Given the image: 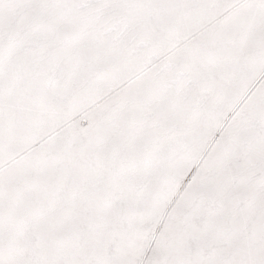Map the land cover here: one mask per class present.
I'll return each mask as SVG.
<instances>
[{"label": "snow or ice", "instance_id": "snow-or-ice-1", "mask_svg": "<svg viewBox=\"0 0 264 264\" xmlns=\"http://www.w3.org/2000/svg\"><path fill=\"white\" fill-rule=\"evenodd\" d=\"M0 264H264V0H0Z\"/></svg>", "mask_w": 264, "mask_h": 264}]
</instances>
